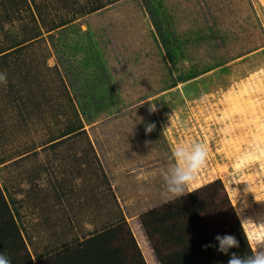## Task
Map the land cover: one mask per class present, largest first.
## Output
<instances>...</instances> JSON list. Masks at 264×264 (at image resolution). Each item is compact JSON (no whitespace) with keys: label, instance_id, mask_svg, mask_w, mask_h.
<instances>
[{"label":"rangeland","instance_id":"1","mask_svg":"<svg viewBox=\"0 0 264 264\" xmlns=\"http://www.w3.org/2000/svg\"><path fill=\"white\" fill-rule=\"evenodd\" d=\"M95 1L0 0V46L22 42L0 85V186L33 263L123 219L159 264L139 216L175 200L163 173L188 142L209 154L177 199L220 183L229 205L199 232L237 219L250 245L264 229V0H99L89 12ZM99 92L84 115L81 98Z\"/></svg>","mask_w":264,"mask_h":264},{"label":"trees","instance_id":"2","mask_svg":"<svg viewBox=\"0 0 264 264\" xmlns=\"http://www.w3.org/2000/svg\"><path fill=\"white\" fill-rule=\"evenodd\" d=\"M22 2L26 5L28 3L27 0ZM101 6L102 3L96 0L88 11L96 10ZM11 7L14 8L13 5ZM7 10L8 7L5 8V11ZM21 43L16 42L8 48L0 46V71L11 76L18 74L11 70L13 66L7 64L6 58L10 51L21 47ZM21 74L29 76L27 73ZM105 77L101 76L102 82ZM102 82L98 87L102 88ZM104 89L111 88L104 87ZM93 97L86 94L81 98L80 107L84 115L94 101V105L101 104V92ZM105 99H111V96ZM77 123H69L57 138L79 131L82 126L81 122ZM214 183L202 188L201 190H206L205 188L209 190L201 196L196 190L184 199H175L139 216L140 224L159 264H227L228 255L216 251L215 247H204L209 243L215 244L214 238L209 239L199 232L205 216L229 205L226 199L217 200L218 194L223 193V186L219 182V185ZM131 229L143 256L126 222L122 219L83 239H76L67 246L38 257L36 263H33L15 213L0 186V251L11 258L12 264H154L136 229L134 227ZM225 233L235 235L239 241V248L231 251L245 254L252 250L237 219H234Z\"/></svg>","mask_w":264,"mask_h":264},{"label":"clouds","instance_id":"3","mask_svg":"<svg viewBox=\"0 0 264 264\" xmlns=\"http://www.w3.org/2000/svg\"><path fill=\"white\" fill-rule=\"evenodd\" d=\"M8 82L7 74L0 71V85ZM155 110V105L150 106ZM153 124H148L146 131L153 129ZM209 154L207 144L202 142L178 143L171 151L172 164L163 173L165 191L173 199L185 195L187 189L195 181L199 171L205 166ZM215 244L209 243L204 247H215L216 251L228 255L227 264H264V229L253 233L248 253L238 254L231 251L239 248V241L235 235L217 233L214 236ZM259 246V247H258ZM0 264H12L11 258L3 251H0Z\"/></svg>","mask_w":264,"mask_h":264}]
</instances>
